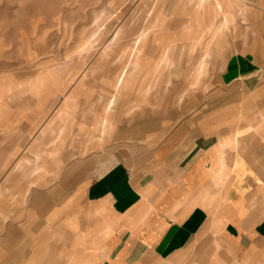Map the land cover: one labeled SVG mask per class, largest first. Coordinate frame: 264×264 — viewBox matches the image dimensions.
<instances>
[{
    "label": "crops",
    "instance_id": "obj_1",
    "mask_svg": "<svg viewBox=\"0 0 264 264\" xmlns=\"http://www.w3.org/2000/svg\"><path fill=\"white\" fill-rule=\"evenodd\" d=\"M180 28L155 32L159 47L133 40L151 68L120 73L117 100L84 124L96 143L78 145L72 80L27 88L0 61V264H264V53L171 92L168 67L200 50L197 27ZM153 68L167 91L150 90Z\"/></svg>",
    "mask_w": 264,
    "mask_h": 264
},
{
    "label": "rangeland",
    "instance_id": "obj_2",
    "mask_svg": "<svg viewBox=\"0 0 264 264\" xmlns=\"http://www.w3.org/2000/svg\"><path fill=\"white\" fill-rule=\"evenodd\" d=\"M218 1L219 6L214 0H206L199 14L190 18L186 15L193 10L194 0H0L1 69L23 72L27 88L72 80L78 145L96 143L101 138L94 136L98 131L90 136L92 129L84 124L87 119L98 124L106 115L109 100L114 95L117 100L120 93L114 92L113 85L120 73L129 66L124 80L135 82L151 68L143 59L140 65L137 53L129 52L138 36L144 38V49L163 43L155 33L161 29L182 26L184 30L193 27L194 31L196 26L199 30V56L185 57V64L179 66L170 65L163 76L169 77L171 92L182 87L193 89L194 84L188 80L181 86L173 83L180 76L219 74L230 55L245 50L254 56L255 52L264 53V0ZM186 34L189 36L190 31ZM228 38L231 47L227 46ZM155 73L153 68L150 90L156 94L167 91V80L163 83V77ZM82 82H86L83 87ZM54 97L55 110L67 96L59 92ZM119 106L114 102L109 114L114 115Z\"/></svg>",
    "mask_w": 264,
    "mask_h": 264
}]
</instances>
